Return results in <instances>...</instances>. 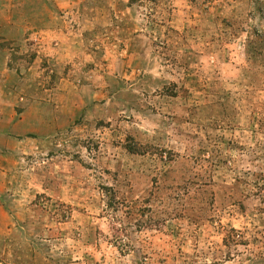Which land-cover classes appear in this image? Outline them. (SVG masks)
I'll return each mask as SVG.
<instances>
[{
    "label": "rangeland",
    "instance_id": "obj_1",
    "mask_svg": "<svg viewBox=\"0 0 264 264\" xmlns=\"http://www.w3.org/2000/svg\"><path fill=\"white\" fill-rule=\"evenodd\" d=\"M128 5L8 79L0 264H264V0Z\"/></svg>",
    "mask_w": 264,
    "mask_h": 264
},
{
    "label": "crops",
    "instance_id": "obj_2",
    "mask_svg": "<svg viewBox=\"0 0 264 264\" xmlns=\"http://www.w3.org/2000/svg\"><path fill=\"white\" fill-rule=\"evenodd\" d=\"M128 2L129 0H0V55L8 53L10 56L9 59L4 57L2 62L0 60V114L3 111L2 105L5 104L3 98L12 94L9 87L13 84L10 86L8 83L10 77L17 74L21 86H24L27 81L24 72L32 69L45 71L48 68L56 73V79L59 78L57 73L68 70V65L78 62L77 56L85 47L84 41L98 37L101 30L104 34L111 33L113 27L110 25L121 19L117 7L122 5L129 11ZM9 28H12L11 31ZM18 45L22 47L18 48ZM27 51H31L32 57L26 64L11 59L14 53ZM63 79L64 77L59 78ZM30 86L33 87L31 84L25 87ZM42 89L46 93L44 95H47L48 90L54 97L55 92H58L57 82L54 81L48 89ZM31 91L32 88L21 93L23 95H17L19 98H35ZM0 216L4 221L7 220V213L1 209Z\"/></svg>",
    "mask_w": 264,
    "mask_h": 264
}]
</instances>
